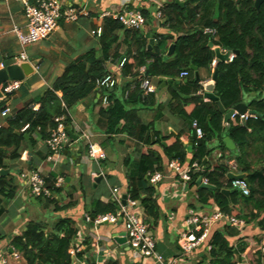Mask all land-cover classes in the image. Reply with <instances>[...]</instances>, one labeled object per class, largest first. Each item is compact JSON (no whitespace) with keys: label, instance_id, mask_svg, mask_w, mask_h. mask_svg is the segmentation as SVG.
Here are the masks:
<instances>
[{"label":"crops","instance_id":"1","mask_svg":"<svg viewBox=\"0 0 264 264\" xmlns=\"http://www.w3.org/2000/svg\"><path fill=\"white\" fill-rule=\"evenodd\" d=\"M27 1L31 4L35 3V0H0V69L12 59L17 60L18 64L21 63L18 59L23 49L14 30L23 33L27 30L25 16V2ZM169 1L171 0H143L142 2V7L151 10L152 16L151 21H148L142 30L148 39L149 50L157 44L155 35L165 33L167 30L155 16L157 10ZM179 1L186 2L187 0ZM136 7L134 0H66L63 10L73 9L77 14V20L62 19L56 31L48 39L24 49L28 62H37L38 66L35 74L22 82L19 90L0 100H6V108L9 110L5 116L0 114V125H4L5 120L14 117L21 108L32 106L34 110H37L38 100L64 74L69 63L91 50L100 51L99 37L94 36L93 31L100 27L103 28L104 19L108 18V14L132 10ZM119 37V42L112 48L111 56H114L117 51L120 55L126 52L125 37L122 33H119ZM152 37L154 43L150 49ZM221 51L224 53L223 50ZM119 60L113 58L106 63L105 67L120 79V85H122L131 79L124 80L121 77L118 68ZM196 74L199 76L200 84L195 81ZM212 76L209 70L197 68V72L192 71L186 79L179 77L172 79L169 76L153 78L156 91L147 96L148 99L144 106L138 108L141 125L134 138L126 135L111 137L106 134L107 123L101 115L103 107L101 91L97 90L81 101L69 112L72 126L70 128L79 138L81 131H87L91 136V141L107 153V160L99 164L87 159V147L83 145L81 139L79 141L82 146L79 142L69 143L57 164L47 161L50 152L45 145V140H42L38 134L34 135L36 145H32V153L29 152L28 142L30 140L27 139L21 147L20 158L9 160L7 166L0 169V191L6 190L7 193H14V198L11 200L0 196L2 200L0 205V237L2 238L0 264H3V261L8 264H27L23 255L13 248V240L21 236L29 224L43 226L44 232L48 234L53 232L63 219L69 220L71 228L76 230L68 254L73 243L83 241V251L78 257L86 258L91 264L97 262L99 264H161L153 258L137 259L133 251L124 244L125 241L123 243L117 241V239L124 240L125 235L124 222L120 218L115 224H95L99 216L117 214L119 206L113 202V190L116 188L119 189L123 200L138 196L133 200L140 204L145 214V222L149 226L151 236L156 240V251L163 263L167 264L172 260H178L183 264L202 262L209 251L203 247L197 250L192 257L185 256L179 245L180 233L187 230L186 222L191 210H211L214 206L207 207L199 202L201 186L198 181L196 185L183 182L168 168L171 161L164 156L162 148L155 144L158 140L155 134L161 138L172 134H184L181 141L186 148L187 160L184 164L180 163L184 168H191L197 163L194 161L190 138L191 133H194L191 121L171 111V106L175 103L173 92H176L185 104H198L197 100H199L212 106L213 101L199 98L205 93L201 84L212 83ZM253 96L246 95L242 103L248 112L250 111L247 102ZM226 138L229 137L223 140L214 139L209 144V154L203 165H200L199 169L192 168L196 172L214 173L218 183L224 186L231 182L229 178L232 174H245L248 179V175L243 173L240 163L232 153L236 150V145L232 141L234 149H228L225 143ZM149 139L154 144L151 151L162 158L161 170L154 172L160 173L162 180L156 185L151 184L148 178V174L151 173L149 172L146 177L147 181L140 187L138 185L140 163L142 153L147 150L145 145ZM242 154L251 164L252 169H261L264 167V140L259 136L253 137L250 146L244 149ZM251 157L254 158L253 161L248 159ZM220 166L225 169L224 172L219 171ZM30 171L40 172L46 181L51 176H55L50 178V183L47 182L52 192L51 198L34 196L23 177V174ZM200 178L208 179L202 176ZM58 179H63L64 182L57 188L55 184ZM149 189L154 190L152 200L157 206L158 222L156 225L152 223V220H148L143 203V200L149 198ZM237 192L240 194L239 191ZM125 196L126 199H124ZM97 201L104 205L115 204L116 209L113 212L98 214L93 218V205ZM239 206L243 214H249L252 211V207L245 204L242 199H240ZM254 213L259 217L250 223H245L242 228L224 222L215 224L208 238L209 245L211 246L210 241L214 233L226 226L229 234L227 239L231 246L237 248L243 242L248 245L245 252H237L234 255L233 263L264 264V212L254 210ZM15 253L20 255V259L16 260L13 257Z\"/></svg>","mask_w":264,"mask_h":264},{"label":"trees","instance_id":"2","mask_svg":"<svg viewBox=\"0 0 264 264\" xmlns=\"http://www.w3.org/2000/svg\"><path fill=\"white\" fill-rule=\"evenodd\" d=\"M256 0H187L180 6L175 0L165 3L157 12L162 13V26L165 33L156 34V46L148 49V39L141 30L125 28L113 18H105L102 36L99 38L100 51L91 50L69 63L64 74L59 77L52 88L38 100L39 108L34 110L31 106L21 108L14 117L5 120L0 127V169L7 166L9 160L20 158L22 145L29 137L33 146L36 145L34 135L38 134L42 140H47L50 131L56 127L55 118L65 117L67 127L71 126L69 112L81 101L97 91V81L110 73L105 65L111 59L126 58L121 77L130 81L124 82L116 89L102 92L108 97L107 103H102L101 115L107 123L106 134L114 137L126 135L134 138L141 120L138 117V108L144 106L148 97L143 96L139 85L142 76L139 69L145 67L149 78L169 76L178 78L182 71L191 75V67L206 69L214 73L212 64L216 60L214 48L236 53L232 62H217L218 76L215 84V95L227 111L245 101L246 95H254L247 102L250 113L257 116L241 122L239 119H230L225 122V114L221 113L215 102L208 106L198 101V104L183 103L176 92L175 103L172 104V113L197 121L204 132V137L198 139L191 133L194 161L199 165L209 154V144L214 139L223 140L229 137L236 145L234 156L240 163L243 173L248 175L250 195L243 196L238 192L226 197L222 190L231 189V182L226 186L218 183L214 173L207 171L196 172L190 170L191 183L197 184L199 177H207L216 190L200 188L199 202L204 206H216L224 214L233 216L250 223L255 220L258 212H264V167L252 169L242 154L250 146L253 137L259 136L264 140V2L257 8ZM141 13L146 21H151V10L144 7ZM215 30L214 35L204 34V30ZM119 33L124 35L127 49L124 55L117 51L111 56L114 45L120 40ZM182 34V35H181ZM174 46L171 57H167L169 49ZM132 84L137 88L132 90ZM128 92V96L125 94ZM196 101V100H195ZM6 109V100L0 101V114ZM29 126L23 131L25 126ZM184 134L170 135L155 142L162 148L164 156L169 160H178L186 163L187 152L181 141ZM152 140L145 145L146 151L142 153L138 185L147 181L149 172L161 170L162 158L151 151ZM225 150L226 147H225ZM219 171H225L220 166ZM220 175H218L219 177ZM51 176L50 178H54ZM50 178L47 182L50 183ZM154 190H148V197L143 200L146 215L155 225L157 206L152 200ZM0 196L11 200L14 193L0 191ZM132 196L131 199H137ZM240 199L252 207L249 214H243L240 208ZM49 201V200H47ZM2 200H0V205ZM115 204L104 205L97 201L93 205V215L113 212ZM264 224V220H263ZM44 227L29 224L27 230L16 237L12 246L23 255L27 264H70L68 254L69 246L76 235L71 228L70 221L61 220L55 230L46 234ZM228 227L218 230L210 241L211 250L199 264H234L233 257L247 250L248 245L243 242L237 248L230 245L227 236ZM2 238L0 237V241Z\"/></svg>","mask_w":264,"mask_h":264},{"label":"built area","instance_id":"3","mask_svg":"<svg viewBox=\"0 0 264 264\" xmlns=\"http://www.w3.org/2000/svg\"><path fill=\"white\" fill-rule=\"evenodd\" d=\"M66 0H35L34 4L25 2V16L27 21V30L25 33L14 30L18 35V40L22 47L19 62H28V56L24 49L28 46L37 44L43 40L48 39L57 29L59 20L65 19L67 21L77 20V14L73 9L63 10V5ZM137 7L132 10H127L115 14H108V17L117 20L127 29L132 30H144L146 26V19L141 13L143 0H134ZM160 23H162V13L157 12L155 16ZM103 29L100 27L93 31L94 36L101 37ZM204 34L214 35L215 30L207 28L204 30ZM228 51H224L227 53ZM235 55L232 54L227 61L230 63L233 61ZM217 59L214 60L213 68L217 64ZM127 63L126 58H122L118 62L119 71L122 73L125 64ZM3 67V66H2ZM139 74L142 76L139 89L143 96H148L155 93L156 85L152 79L149 78V74L146 73L145 67L139 69ZM190 76L188 71H182L179 78L186 79ZM21 81H11L6 83L2 88L3 98L12 95L22 86ZM120 86V79L113 73H108L102 79L97 81V90L111 91ZM137 88L136 84H132L131 89ZM128 96V92L125 94ZM208 100V99H207ZM108 97L102 96V103H107ZM6 108L1 114L5 116L8 113ZM239 119L241 122H246L249 119H256L257 116L250 112L240 114L234 112L230 119ZM56 127L50 131V136L45 140V145L48 148L50 154L47 157V161L54 162L57 164L67 146L71 142L67 126L65 124V117L55 118ZM1 127V125H0ZM29 126H25L23 131H26ZM192 129L198 139L204 137L203 130L199 127L197 121L192 122ZM91 136L87 131H81L79 140L81 139L83 145L87 147V159L95 163H101L106 161L108 156L100 147L91 141ZM168 168L183 182H191L190 170L193 168H200L198 163L193 164L191 168H184L183 165L178 161H171L168 164ZM27 185L31 188L33 194L37 198H51L52 192L50 187L47 185L46 178H44L38 171H30L29 173L23 174ZM150 183L156 185L162 180L160 173L148 174ZM63 179H58L55 187H60L63 184ZM201 184L210 185L209 180L202 178ZM231 188L239 191L243 196L250 195V185L245 180H233L230 184ZM113 202L116 203L119 208L116 215H105L99 216L95 220L96 225H102L104 223L115 224L120 218L124 222L125 235L123 237L125 245L133 251L136 258L147 259L153 258L161 264V256L156 251V240L151 236L149 226L145 222V214L141 210L140 204L130 198L123 200L120 196L119 189L113 190ZM220 222L228 223L231 226L242 228L245 226L243 220L237 219L233 216L224 214L218 207L214 206L211 210L195 211L191 210L188 213L187 218V230L180 233L179 245L185 256L192 257L195 252L201 248H206L207 251L211 250V246L208 243V238L211 233V229L215 224ZM83 241H77L72 244L69 254L72 258L71 264H91L86 258H79V254L83 251ZM264 250V249H263ZM13 257L18 260L20 255L18 253L13 254ZM3 264H8L3 261ZM94 264H99L94 263ZM167 264H183L178 260H172ZM252 264H263V263H252Z\"/></svg>","mask_w":264,"mask_h":264},{"label":"water","instance_id":"4","mask_svg":"<svg viewBox=\"0 0 264 264\" xmlns=\"http://www.w3.org/2000/svg\"><path fill=\"white\" fill-rule=\"evenodd\" d=\"M175 1L180 6H184V4H185V2H180L179 0H175ZM263 2H264V0H256V2H255L256 7L258 8L261 5V3H263ZM153 43H154V40L152 37V40H151L150 46H149L150 49H151ZM174 49H175L174 46H172L170 48L169 53L167 55L168 57H170L172 55V53L174 52ZM214 51L216 52V59L218 62H227L232 54H234V55L236 54V53L231 52V51H228L227 53H222L220 48H214ZM37 66H38L37 62H21L18 64L17 60H15V59L7 61L4 65V67L0 69V100L3 99V93L1 92V88L6 83H9L11 81L24 82L26 79H28L29 77H31L32 75L35 74ZM217 66L218 65L216 64L215 69H214V73L212 76V83L201 84L202 85L201 87L203 88L205 93L203 95H200L199 98L200 99H208L210 101L217 103L220 112L225 114V122H228L234 112L244 114L248 111H247V108L244 104H239L235 108H233L232 110H230L226 113V110L224 109V107L220 103L218 97L214 93L215 84H216L217 76H218ZM191 70L193 72H197L196 67L192 66ZM195 81H196V83L200 84V79H199L198 74H196V80ZM67 131L69 133L71 141L79 142L80 145L82 146V143L79 141V137L71 131L70 127H67ZM26 139H29V137H26ZM225 143H226V146L228 149H231V150L234 149V144H233L231 139L226 138ZM28 148H29V152L32 153L33 146H32V143L30 141L28 142ZM229 179L231 181H233V180H245L248 182L247 176L245 174H242V175L232 174V175H230ZM201 181H202V178H200L198 180V184L201 186V188L216 190L215 186L201 184ZM236 192H237L236 190H222V194H224L228 198L231 196V194H234ZM124 199H126V196L124 197ZM117 241L121 242V243L124 242V240H118V239H117Z\"/></svg>","mask_w":264,"mask_h":264},{"label":"rangeland","instance_id":"5","mask_svg":"<svg viewBox=\"0 0 264 264\" xmlns=\"http://www.w3.org/2000/svg\"><path fill=\"white\" fill-rule=\"evenodd\" d=\"M61 20H62V19H61ZM61 20H59V22H60ZM248 159H249V160H252V161L254 160V158H252V157H251V158H248ZM256 159H257V158H256ZM252 161H251V162H252Z\"/></svg>","mask_w":264,"mask_h":264}]
</instances>
